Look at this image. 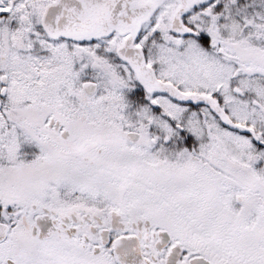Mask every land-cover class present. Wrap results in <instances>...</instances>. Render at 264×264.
<instances>
[{
  "label": "snow or ice",
  "instance_id": "6c2138e0",
  "mask_svg": "<svg viewBox=\"0 0 264 264\" xmlns=\"http://www.w3.org/2000/svg\"><path fill=\"white\" fill-rule=\"evenodd\" d=\"M0 264H264V0H0Z\"/></svg>",
  "mask_w": 264,
  "mask_h": 264
}]
</instances>
